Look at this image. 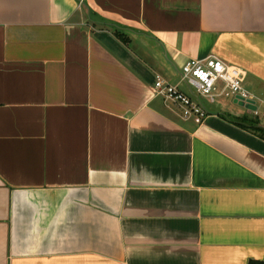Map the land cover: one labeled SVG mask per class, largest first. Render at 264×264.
I'll use <instances>...</instances> for the list:
<instances>
[{
    "label": "crops",
    "instance_id": "0c3cea01",
    "mask_svg": "<svg viewBox=\"0 0 264 264\" xmlns=\"http://www.w3.org/2000/svg\"><path fill=\"white\" fill-rule=\"evenodd\" d=\"M210 56L252 107L182 81ZM263 113L264 0H0V264L264 260Z\"/></svg>",
    "mask_w": 264,
    "mask_h": 264
},
{
    "label": "built area",
    "instance_id": "2783aa9c",
    "mask_svg": "<svg viewBox=\"0 0 264 264\" xmlns=\"http://www.w3.org/2000/svg\"><path fill=\"white\" fill-rule=\"evenodd\" d=\"M244 78L245 71L242 68L227 63L217 56H210L205 60L190 59L182 67V81L204 97L212 96L217 83L222 81L225 95L252 100L249 92L244 88ZM154 92L180 104L183 107V115L199 124L203 123L208 115L207 109L193 93L182 90L162 75L156 76ZM254 113L258 115L259 111L256 109Z\"/></svg>",
    "mask_w": 264,
    "mask_h": 264
},
{
    "label": "trees",
    "instance_id": "16d2710c",
    "mask_svg": "<svg viewBox=\"0 0 264 264\" xmlns=\"http://www.w3.org/2000/svg\"><path fill=\"white\" fill-rule=\"evenodd\" d=\"M115 34L117 36H119L125 43L129 42L130 41V37L125 34L123 31L119 30V29H115ZM247 121L246 119L244 120V122ZM242 122L241 124L245 127L246 126V123ZM258 121L255 120V121H249L248 120V128H251V129H254L256 131H259L261 133V135L264 137V127L262 126H258L257 125ZM249 264H264V260H252Z\"/></svg>",
    "mask_w": 264,
    "mask_h": 264
},
{
    "label": "water",
    "instance_id": "95a60500",
    "mask_svg": "<svg viewBox=\"0 0 264 264\" xmlns=\"http://www.w3.org/2000/svg\"><path fill=\"white\" fill-rule=\"evenodd\" d=\"M181 78H182V74H181ZM193 95H194V93H193ZM238 100H241V104H243V105H245V106H247V107H252V105H254V101L253 100H243V99H241V98H237V101Z\"/></svg>",
    "mask_w": 264,
    "mask_h": 264
},
{
    "label": "rangeland",
    "instance_id": "374dc122",
    "mask_svg": "<svg viewBox=\"0 0 264 264\" xmlns=\"http://www.w3.org/2000/svg\"><path fill=\"white\" fill-rule=\"evenodd\" d=\"M225 99H227V100H229L232 104H235L234 103V98L233 97H225ZM237 108H239L240 110H242V111H246V109L245 108H243V107H240V106H238V105H235ZM264 125V124H263Z\"/></svg>",
    "mask_w": 264,
    "mask_h": 264
}]
</instances>
